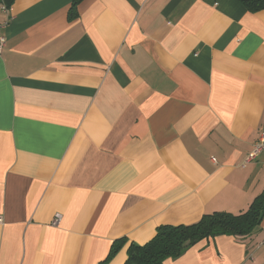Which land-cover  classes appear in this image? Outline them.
I'll list each match as a JSON object with an SVG mask.
<instances>
[{
    "label": "crops",
    "instance_id": "obj_1",
    "mask_svg": "<svg viewBox=\"0 0 264 264\" xmlns=\"http://www.w3.org/2000/svg\"><path fill=\"white\" fill-rule=\"evenodd\" d=\"M16 0L0 55V264H124L162 225L264 192V10L238 0ZM56 214L60 223L53 227ZM163 264H259L256 235ZM263 249V248H262Z\"/></svg>",
    "mask_w": 264,
    "mask_h": 264
},
{
    "label": "trees",
    "instance_id": "obj_2",
    "mask_svg": "<svg viewBox=\"0 0 264 264\" xmlns=\"http://www.w3.org/2000/svg\"><path fill=\"white\" fill-rule=\"evenodd\" d=\"M16 0H0V5L8 7ZM82 0H71L67 13L69 21L78 17L77 7ZM250 13L264 10V0H238ZM264 220V192L256 197L246 211L239 214L213 212L203 215L191 225H162L156 228L151 240L143 245L131 243L127 248L124 264H163L167 259H178L191 246L202 240L217 236H232L245 239L253 235ZM123 240L114 242L107 256L97 264H109L111 259L123 247Z\"/></svg>",
    "mask_w": 264,
    "mask_h": 264
},
{
    "label": "built area",
    "instance_id": "obj_3",
    "mask_svg": "<svg viewBox=\"0 0 264 264\" xmlns=\"http://www.w3.org/2000/svg\"><path fill=\"white\" fill-rule=\"evenodd\" d=\"M1 10L3 12H6V7H2ZM7 23H0V55L2 54V52L4 51V47H5V37L2 35V30L4 29V27L6 26ZM263 155L264 156V131L261 132L260 134V138L258 139V141L253 145L252 150L250 151V153L248 154L244 164L249 163L250 161H253L255 158H257L258 156ZM61 220V215L56 214L51 222V225L53 227H57L60 223ZM260 246L262 248H264V239L262 240V242L260 243Z\"/></svg>",
    "mask_w": 264,
    "mask_h": 264
},
{
    "label": "rangeland",
    "instance_id": "obj_4",
    "mask_svg": "<svg viewBox=\"0 0 264 264\" xmlns=\"http://www.w3.org/2000/svg\"><path fill=\"white\" fill-rule=\"evenodd\" d=\"M4 4H1L0 7L2 8ZM6 41V40H5ZM256 239L258 244H260L262 242V240L264 239V232L260 231L257 235H256ZM254 253H257V256H259L260 260H259V264H264V248L260 249V250H255Z\"/></svg>",
    "mask_w": 264,
    "mask_h": 264
}]
</instances>
